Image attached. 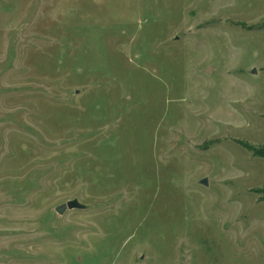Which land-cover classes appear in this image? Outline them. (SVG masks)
I'll list each match as a JSON object with an SVG mask.
<instances>
[{
    "label": "rangeland",
    "instance_id": "1",
    "mask_svg": "<svg viewBox=\"0 0 264 264\" xmlns=\"http://www.w3.org/2000/svg\"><path fill=\"white\" fill-rule=\"evenodd\" d=\"M0 264H264V0H0Z\"/></svg>",
    "mask_w": 264,
    "mask_h": 264
},
{
    "label": "water",
    "instance_id": "2",
    "mask_svg": "<svg viewBox=\"0 0 264 264\" xmlns=\"http://www.w3.org/2000/svg\"><path fill=\"white\" fill-rule=\"evenodd\" d=\"M253 73L255 72L254 70L252 71ZM200 182L204 185H207V180L206 178L201 179ZM86 205L82 204L78 199H70L67 200L66 202L60 203L55 207V211L58 214H63L66 210L70 209H84Z\"/></svg>",
    "mask_w": 264,
    "mask_h": 264
}]
</instances>
